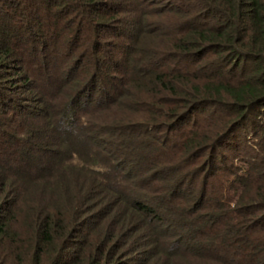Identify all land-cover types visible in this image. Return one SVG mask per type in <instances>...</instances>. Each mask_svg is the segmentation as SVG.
I'll list each match as a JSON object with an SVG mask.
<instances>
[{"label":"trees","instance_id":"trees-1","mask_svg":"<svg viewBox=\"0 0 264 264\" xmlns=\"http://www.w3.org/2000/svg\"><path fill=\"white\" fill-rule=\"evenodd\" d=\"M0 264H264V0H0Z\"/></svg>","mask_w":264,"mask_h":264},{"label":"rangeland","instance_id":"rangeland-1","mask_svg":"<svg viewBox=\"0 0 264 264\" xmlns=\"http://www.w3.org/2000/svg\"><path fill=\"white\" fill-rule=\"evenodd\" d=\"M46 89H49L46 88ZM44 91L46 92V90L44 89ZM47 95V94H46ZM49 97V98H48ZM46 98L49 100H51V96L47 95ZM78 109H76V111H78ZM141 115L139 114V117ZM83 134L82 136L79 138L81 140L84 139V141L87 143V145H89V147L94 150V152H96V149H99V151L103 154V155H107L109 157V160L111 162H113V160L115 162L119 161V159H122L125 161H123L124 164H121L118 167L113 168V172L120 174L121 178L125 179H121V186L123 187L124 190H126L127 186L131 185L130 181H127V178L122 176L123 171H125L127 169L128 166H133L132 168H134V172L132 173V178L136 181L138 177L143 176L145 173H147L149 171L148 166L151 165L153 169H156L159 165L158 163V159H159V154L157 153V151L148 148L144 143L142 145L137 146L136 147H130V144L136 145L134 144V141L129 143V140L125 137V135H123V143L121 142V140L119 138H117V140L113 139L112 137H110L109 135L105 134L103 132L100 133H96L93 129H91L90 127H85L83 129ZM53 131L49 130L47 131L46 135L43 136V138H50V136H52ZM134 137H144V136H140V134H133ZM148 136H150V139H155L156 141H158L160 143V141L164 138V134L161 132H156L153 136H151L150 134H148ZM133 139V138H131ZM137 139V138H136ZM127 140V142H126ZM119 141V142H117ZM119 143V144H118ZM136 143V141H135ZM107 150H109V152H107ZM98 151V150H97ZM141 151V152H140ZM139 152V153H138ZM138 153V155H137ZM146 156V157H145ZM234 164H232V169H236L238 171H243V168L246 167V160L243 159L240 156H236L233 159ZM146 166V168H145ZM119 175V176H120ZM117 176H112L110 177L111 180L110 182H112V180L114 178H116ZM115 183V181H114ZM136 184V182H134ZM133 184V183H132ZM195 184V183H194ZM193 184V185H194ZM186 188L187 190H189V185L192 188L193 185L191 186L190 182H186ZM135 187H137V185H132ZM197 186H199V182L197 181V183L194 185V190L197 189ZM190 188V189H191ZM211 197V193H209L206 196V198H210ZM205 203V202H204ZM205 207V206H204ZM178 226V225H176ZM178 228H180L178 226ZM178 228H175L173 230V235L178 231Z\"/></svg>","mask_w":264,"mask_h":264}]
</instances>
